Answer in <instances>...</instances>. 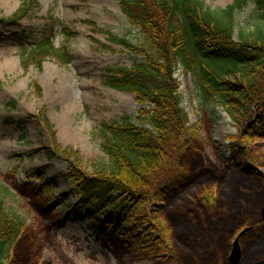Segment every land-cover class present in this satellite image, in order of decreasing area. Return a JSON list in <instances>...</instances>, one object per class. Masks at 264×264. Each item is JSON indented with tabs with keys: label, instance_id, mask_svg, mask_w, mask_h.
Masks as SVG:
<instances>
[{
	"label": "rangeland",
	"instance_id": "1",
	"mask_svg": "<svg viewBox=\"0 0 264 264\" xmlns=\"http://www.w3.org/2000/svg\"><path fill=\"white\" fill-rule=\"evenodd\" d=\"M23 1L0 0V18L12 16ZM202 1L216 9L233 0ZM37 2L38 9L18 27L0 23V199L24 225L11 264H169L126 242L104 216L89 215L65 178L66 163L47 156L48 136L31 117L44 108L58 142L79 151L84 169L105 159L102 125L135 116L142 107L133 94L104 84L107 67L133 62L131 52L112 38L135 44L138 31L116 0ZM49 16L73 33L69 39L57 27L53 35L55 47L66 49L70 61L53 57L25 67L21 48L31 38L22 28L41 26ZM259 16L252 4L239 12L235 39L261 25ZM175 76L182 106L200 133L181 159V173L172 175L179 190L164 202L162 218L177 261L233 264L235 234L249 223L255 230L241 242L239 264H264V181L227 163L237 129L221 107L203 101L182 67ZM252 148L259 160L254 167L264 176V141ZM207 190L215 193L213 204L203 199Z\"/></svg>",
	"mask_w": 264,
	"mask_h": 264
},
{
	"label": "trees",
	"instance_id": "2",
	"mask_svg": "<svg viewBox=\"0 0 264 264\" xmlns=\"http://www.w3.org/2000/svg\"><path fill=\"white\" fill-rule=\"evenodd\" d=\"M116 1L140 40L134 44L112 38L131 52L133 62L107 67L104 84L133 94L142 107L135 116L102 125L106 158L92 160L90 170L84 169L79 151L58 142L44 108L31 117L48 136L47 156L66 163L65 178L89 215L104 216L108 226L138 249L179 264L162 218L164 202L179 190L180 182L172 175L181 173V159L200 133L182 106L175 74L180 67L190 74L203 101L221 107L237 129L227 163L264 181L254 167L259 160L252 148L264 141V0H233L216 9L202 0ZM250 4L262 24L235 39L237 15ZM38 7L37 0H25L0 23L18 27L19 20ZM57 27L72 38L70 29L53 16L36 28H22L31 38V44L21 48L25 67L53 57L69 63L67 50L53 43ZM203 199L213 204L214 191L207 190ZM23 233L19 216L0 199V264H11Z\"/></svg>",
	"mask_w": 264,
	"mask_h": 264
},
{
	"label": "water",
	"instance_id": "3",
	"mask_svg": "<svg viewBox=\"0 0 264 264\" xmlns=\"http://www.w3.org/2000/svg\"><path fill=\"white\" fill-rule=\"evenodd\" d=\"M262 213H263V218H264V208H263ZM246 231H248V229L243 230L233 242L232 252L230 254V261L233 264H239V261L241 258V247H240V243H239V238Z\"/></svg>",
	"mask_w": 264,
	"mask_h": 264
},
{
	"label": "flooded vegetation",
	"instance_id": "4",
	"mask_svg": "<svg viewBox=\"0 0 264 264\" xmlns=\"http://www.w3.org/2000/svg\"><path fill=\"white\" fill-rule=\"evenodd\" d=\"M245 229H248V231H246L243 235L240 236V238H239L240 245H241V242L243 240H245L252 232H254L255 227L253 225H245L244 224L243 226L239 227L238 231L235 234V238H237L238 235Z\"/></svg>",
	"mask_w": 264,
	"mask_h": 264
}]
</instances>
